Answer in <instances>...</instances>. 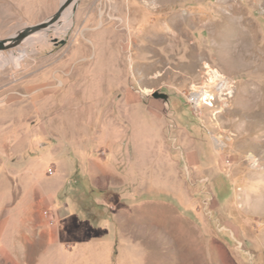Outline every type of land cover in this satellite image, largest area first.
<instances>
[{"label":"rangeland","instance_id":"374dc122","mask_svg":"<svg viewBox=\"0 0 264 264\" xmlns=\"http://www.w3.org/2000/svg\"><path fill=\"white\" fill-rule=\"evenodd\" d=\"M67 1L0 51V264H264V0H0V41Z\"/></svg>","mask_w":264,"mask_h":264},{"label":"built area","instance_id":"2783aa9c","mask_svg":"<svg viewBox=\"0 0 264 264\" xmlns=\"http://www.w3.org/2000/svg\"><path fill=\"white\" fill-rule=\"evenodd\" d=\"M206 78L207 76H211V74H219L221 75V82H217L216 86L218 88H226L227 96L224 98L225 102H231L234 94H230V87L236 86V81L229 76L221 73L218 69L213 68L209 65H204ZM203 90L200 88V84L192 85L185 93L186 104L192 109V111L198 115H202L205 109V102L203 101L202 105H195V96L200 95ZM226 110V109H225ZM227 134H230L225 131V138H217L216 133L212 134L211 140L213 142L214 147L217 150H224L228 147L230 143H227Z\"/></svg>","mask_w":264,"mask_h":264},{"label":"water","instance_id":"95a60500","mask_svg":"<svg viewBox=\"0 0 264 264\" xmlns=\"http://www.w3.org/2000/svg\"><path fill=\"white\" fill-rule=\"evenodd\" d=\"M71 3V1H67L66 3L62 4L55 15L47 19L46 21L34 25L28 29L21 30L16 35L10 37L7 40L0 41V51L12 49L16 47L19 43H21L26 37L34 34L35 32L45 30L46 28L58 23L61 14L63 13L64 9Z\"/></svg>","mask_w":264,"mask_h":264},{"label":"bare ground","instance_id":"6f19581e","mask_svg":"<svg viewBox=\"0 0 264 264\" xmlns=\"http://www.w3.org/2000/svg\"><path fill=\"white\" fill-rule=\"evenodd\" d=\"M69 9H70V8H68L67 10H69ZM65 12H66V8L64 9V11H63V13L61 14V16H63V14H64ZM56 24H57V23H55L54 25H52V26L46 28L45 30H41V31L35 32L34 34H32V35L26 37L23 41L26 42V40H27L28 38L31 39V40H33V39L38 40V39L42 38L43 35L41 36V34H42V33H45V31H48L50 28H52V27L55 26ZM11 37H12V36H11Z\"/></svg>","mask_w":264,"mask_h":264}]
</instances>
